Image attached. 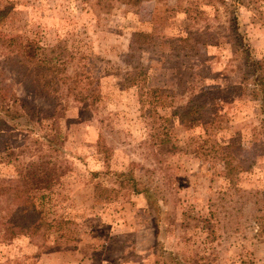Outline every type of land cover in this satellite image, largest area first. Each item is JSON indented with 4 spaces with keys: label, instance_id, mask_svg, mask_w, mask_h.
Wrapping results in <instances>:
<instances>
[{
    "label": "rangeland",
    "instance_id": "1",
    "mask_svg": "<svg viewBox=\"0 0 264 264\" xmlns=\"http://www.w3.org/2000/svg\"><path fill=\"white\" fill-rule=\"evenodd\" d=\"M219 1L110 0L109 9L95 0H0L7 9L0 35L20 42L29 61L38 58V46H65L72 58L63 77L89 94L79 102L67 85L54 92L46 72L34 85L33 64L18 72L0 47V98L8 110L0 111V178L37 191L50 182V159L55 179L37 202L48 217L76 222L69 238L16 236L0 222V264H162V248L183 264H264V236L254 235L250 220L263 202L257 192H264L262 115L242 85L240 56ZM236 13L254 56L261 57L263 21L251 6L240 5ZM189 30L206 43L180 41ZM134 31L148 34V42L130 63L125 54ZM137 64L147 87L170 95L171 103L157 107L163 118L155 116L158 139L165 141L150 136L153 117L141 114L138 89L128 85ZM191 91L206 101L211 139L239 143L242 170L227 175L217 156L198 153L204 125L180 121L174 112L184 109ZM14 110L28 114L34 129L16 125ZM48 130L59 132L62 151H49L39 137ZM119 175L133 176L147 193L121 187Z\"/></svg>",
    "mask_w": 264,
    "mask_h": 264
},
{
    "label": "trees",
    "instance_id": "2",
    "mask_svg": "<svg viewBox=\"0 0 264 264\" xmlns=\"http://www.w3.org/2000/svg\"><path fill=\"white\" fill-rule=\"evenodd\" d=\"M118 1L125 4L137 5L140 0ZM95 3L99 4L102 8L110 9L111 6L110 0H95ZM219 3L223 8V12L227 14L229 19L228 26L230 28V32L232 34L231 38L235 46L234 54L236 53L240 56L237 57L239 58L240 65L242 67V85L248 90V97L257 101L262 115L261 123L264 127V54L261 55V57L254 56L252 47L248 42V37L239 29L238 14L236 13L240 5L251 6L255 9V11H257V18L262 20L264 23V9L259 8L261 3L264 4V0H248V3H246V0H220ZM182 8L185 12H189L188 10H190L188 7ZM109 9L105 12H108ZM6 15L7 9L1 8L0 22L6 17ZM179 40L187 44L192 42V44L204 45L206 43L204 36L202 37L194 30L187 31V35L179 37ZM146 42H148V34L142 31L132 32L129 43V52L125 54L126 57L130 58L128 59L130 63H132L130 60L134 56L133 52L143 47ZM193 46L194 45H192V47ZM0 47L6 50V62L15 66L18 72L22 73V66L26 62H31V64H33L30 69V75H33V77L30 78V82H33L34 85L40 84L38 77L41 73L46 72L52 75L51 81L54 83L52 90L54 92H59L60 86L67 85V90L74 92L71 95H73L79 102H84L86 98L89 97V94L84 88H77L76 81H74L75 83L72 86L71 84H68L66 78L63 77L65 67L72 58V52L68 53V57H65L67 55L66 52L68 51L66 47H62L60 43L51 46H38V58L36 60L30 59V61L24 54V51L20 48V42L16 41L14 37H5L0 35ZM132 68V71H129V75L127 77L128 85L136 86L138 89V100L140 103L141 114L145 116L151 115V117H153L151 121H147V124L150 126V136L152 138L156 137V140H158L157 142H160L159 140L165 141V139H158L160 129L159 126L156 125L155 116L162 117V115L157 114V107L165 106L167 103H171V101H167V98L170 95L165 91V89L147 87L145 83V71L139 67V64L134 65ZM200 97L202 96L197 95L195 91H191L186 100L184 109L182 111L174 112L175 114H178L180 121L200 120L202 122L205 127L206 137L200 142V145L198 146V153L213 154L217 156V158L221 160L226 174L232 175L234 172L242 170L240 167V163L242 161L237 157V154H239L240 151L239 143L235 141L234 138L224 143L215 138L211 139L212 134L208 126L210 124V120L205 117L206 101L200 99ZM4 99V96L0 98V111L5 108L3 104ZM6 111L8 110L5 108V112ZM14 111L10 114V118L17 120V124L15 123L16 125H19L21 129L25 130L34 129V127H30L31 125H29L32 121L26 117L28 114L26 115V113H22V111ZM24 116L27 120L20 121L19 119ZM167 120L169 119L166 117L164 121ZM162 127L164 128L163 132L166 135V127L164 125H162ZM39 137L43 139L42 141L48 147L49 151L59 152V150H63L58 146L59 140L61 139L59 132L48 130L41 133ZM48 162L50 164V182L44 188L36 189L37 191H32L23 185L11 186L6 179L0 178V222L4 226V229L9 231L10 234L16 236L34 234L47 236L52 233H56L61 238H69L71 234L74 233V227L76 225L74 220L63 215L48 217L42 204L37 202V197L43 200V198L46 197V194L50 193L48 188H50L49 186L55 179L52 176L55 167L53 166L54 163L50 159ZM119 176L122 177L120 180L121 187L129 189L133 193H141L144 191L147 193V188H145L146 186H140V182L133 176ZM257 192L259 193L260 201L263 200V202L262 205L256 207V212L252 214L250 220L252 222V226H255L254 235L264 236V192ZM245 202H247V200ZM216 204L219 207V202ZM216 211V205L209 208V215L211 218L216 215ZM228 213L231 218L229 223L231 222L233 224L235 221V214L233 211H228ZM204 221H208V218H204ZM224 226L226 228V224ZM210 235L212 238H215V234L211 229ZM159 250H161V248ZM165 252L166 251L162 248L160 255H167L166 257H163L162 264H183L182 258H179L171 251H167V253Z\"/></svg>",
    "mask_w": 264,
    "mask_h": 264
}]
</instances>
